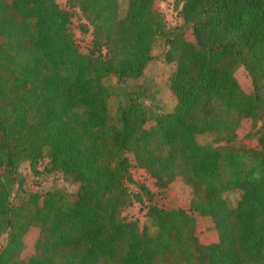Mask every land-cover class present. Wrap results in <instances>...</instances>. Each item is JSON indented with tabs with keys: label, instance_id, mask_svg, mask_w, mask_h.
Listing matches in <instances>:
<instances>
[{
	"label": "trees",
	"instance_id": "1",
	"mask_svg": "<svg viewBox=\"0 0 264 264\" xmlns=\"http://www.w3.org/2000/svg\"><path fill=\"white\" fill-rule=\"evenodd\" d=\"M125 1L120 17V0H0V264H264V133L257 148L232 145L243 121L264 127V0H174L181 24L172 30L157 8L167 0ZM74 10L91 28L86 54L70 32ZM157 37L175 66L173 110L154 113L129 91L113 121L103 80H138ZM205 132L226 146L200 145ZM45 149L77 192L12 205L20 164L35 167ZM128 155L159 189L180 179L189 211L210 220L216 239L201 242L183 209L148 205L154 235L127 220L132 198L142 202L126 187ZM232 190L242 194L230 209L223 194Z\"/></svg>",
	"mask_w": 264,
	"mask_h": 264
},
{
	"label": "rangeland",
	"instance_id": "2",
	"mask_svg": "<svg viewBox=\"0 0 264 264\" xmlns=\"http://www.w3.org/2000/svg\"><path fill=\"white\" fill-rule=\"evenodd\" d=\"M56 2L60 7L67 8V0H56ZM118 7L119 16L123 17L127 10V2L120 0ZM157 8L165 21L167 30H172L181 24L179 16L180 6L176 5L174 0L159 2ZM70 32L76 41L79 51L82 54H86L91 47V28L79 10H74ZM187 33L189 35L191 30H188ZM165 51L166 44L164 39L157 37L152 47L153 58L138 80L124 79L118 83L117 78L114 76L106 77L103 80L104 85L111 91L108 100V110L113 121L117 118L118 105L125 102L124 94L129 91L137 92L138 100L154 113H170L173 110L175 96L169 88V79L175 66L164 60ZM236 79L245 92L252 90L251 78L243 68L236 72ZM152 124L153 120H149L146 127ZM237 133L238 138L232 145L257 148L258 138L264 133V127L261 122H258L256 127H252L250 122L246 120L242 122ZM195 139L200 145L211 149L226 146L213 132L198 134ZM128 157L133 166L130 168L132 181L126 182V187L131 195L139 193L142 197V202L135 200L134 197L132 198L131 205L123 212V216L127 220H136L140 228L148 226L145 213L151 203L167 210L183 209L194 217L196 221L195 233L201 242L210 243L216 239V234L210 229V220L201 218L198 214L189 211V190L180 179H176L165 189H159L155 180L145 170L134 166L133 156L128 155ZM78 186V183L66 179L61 172L51 169L48 150L45 149L35 167H32L28 161L20 164L15 176L14 190L10 194V203L14 206L18 205L36 192L43 194L59 191L65 195H73L77 192ZM140 186H144L151 193V202L148 200V196L139 190ZM241 194L240 190H232L223 194V198L230 209L236 207ZM148 229L151 235L155 234L156 230L154 228L148 226ZM36 233V230L31 229L25 236L26 250L24 255L31 254ZM3 241L4 238H2L1 242Z\"/></svg>",
	"mask_w": 264,
	"mask_h": 264
}]
</instances>
